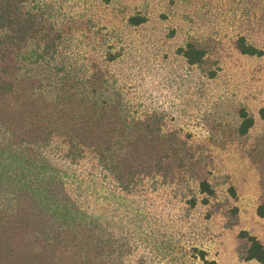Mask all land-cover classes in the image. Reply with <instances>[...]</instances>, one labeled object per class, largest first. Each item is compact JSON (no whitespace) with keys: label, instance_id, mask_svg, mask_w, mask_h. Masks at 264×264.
<instances>
[{"label":"trees","instance_id":"trees-1","mask_svg":"<svg viewBox=\"0 0 264 264\" xmlns=\"http://www.w3.org/2000/svg\"><path fill=\"white\" fill-rule=\"evenodd\" d=\"M57 1L65 0H45L42 10L35 0H0V259L42 264L49 254L67 264H135L149 244L146 229L174 222L173 201L159 193L158 181L196 167L193 136L172 113L157 111L153 95L173 83L201 87L220 78L221 66L204 69L209 44L197 33L171 52L175 69L144 38H129L134 49L117 39L112 10L102 2L75 0L80 14L59 21ZM148 21L130 13L119 23L129 32ZM234 46L242 57L264 56L243 34ZM131 78L140 80L132 111ZM238 114L236 129L245 135L255 120L244 106ZM195 184L208 204L213 185L205 177ZM255 212L264 218V200ZM238 237L245 259L264 264V239L247 230ZM194 249L201 264H217Z\"/></svg>","mask_w":264,"mask_h":264},{"label":"rangeland","instance_id":"rangeland-1","mask_svg":"<svg viewBox=\"0 0 264 264\" xmlns=\"http://www.w3.org/2000/svg\"><path fill=\"white\" fill-rule=\"evenodd\" d=\"M35 1L45 9V0ZM95 1L112 10L110 17L114 18L116 38L126 39L130 48L134 49V43L129 38H138L140 42L144 38L155 55H168L165 62L176 69L178 60L171 52L183 38L197 33V38L209 44L204 69L221 66L220 78L205 80L201 87L180 84L178 88V83H173V87L165 85L153 95L152 105L157 111L172 113L177 118V126L189 130L193 136L188 144L196 158L190 164L195 161L196 167L192 172L186 171L180 179L173 171L172 182L169 178L158 181L159 193L173 201L175 218H180L146 229L149 244L140 246L138 252L143 256L138 257V261L133 259L134 263L201 264L194 249L197 247L205 250L217 264H257L245 259V240L240 239L238 233L247 230L264 239V218L255 212L257 204L264 200V117L260 113L264 108V56L251 59L240 56L234 39L243 34L248 41L264 49V0ZM79 4L75 0L55 2V19H76L80 14ZM130 13L145 15L149 21L135 31L126 32L119 22ZM171 29L176 30V35L172 36ZM156 61L157 57L153 62ZM138 82L140 80H128L126 90L132 96L130 111L139 94ZM143 101L142 107L149 100ZM243 106L255 123L247 134L239 135L236 129L241 120L238 108ZM142 107L138 106V111ZM174 109L179 110L177 114ZM198 177L207 178L215 189L205 205L201 203L204 195L196 188ZM229 185L233 186L235 197L230 195ZM191 196L198 200L194 207L181 199ZM47 256V260L40 258L42 264H50L51 258L55 264H67L58 255ZM29 258L12 262L0 259V264H33ZM109 261L111 264L132 263L119 258L115 262L108 259L105 264H110Z\"/></svg>","mask_w":264,"mask_h":264}]
</instances>
